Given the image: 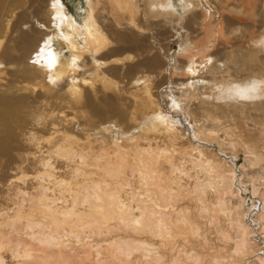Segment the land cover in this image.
I'll return each mask as SVG.
<instances>
[{
    "label": "bare ground",
    "instance_id": "6f19581e",
    "mask_svg": "<svg viewBox=\"0 0 264 264\" xmlns=\"http://www.w3.org/2000/svg\"><path fill=\"white\" fill-rule=\"evenodd\" d=\"M86 1L0 5V264H264V0Z\"/></svg>",
    "mask_w": 264,
    "mask_h": 264
},
{
    "label": "rangeland",
    "instance_id": "374dc122",
    "mask_svg": "<svg viewBox=\"0 0 264 264\" xmlns=\"http://www.w3.org/2000/svg\"><path fill=\"white\" fill-rule=\"evenodd\" d=\"M2 1L3 0H0V5L2 4ZM32 1L33 0H21V3L18 4V12L19 13H21V12L25 13L27 16V21H29L28 24L23 25V28L26 29L28 26L33 24L34 28H38V29H40V31H44V32H48V33L52 32L55 27L49 26V20H47L46 22L44 21V19L46 20L48 13L43 12V11H42V14L34 12V11H36V9L40 8V3L45 5L44 11H49L48 9H50L51 7L49 6L48 2H50V0H40V2H38L36 0L33 2ZM63 2H64V4H66L65 6L67 9V13L69 12L70 14L75 15L79 19V20H77V22L79 24H83V22H84L83 19H85V16H86L87 10H88L87 1L86 0H63ZM176 7H177V11L178 12L180 11L179 13H181L182 12L181 6L179 4H177ZM212 9H214V6L212 7ZM217 13H218V11H217ZM37 14H40V15H37ZM48 18H50V16H48ZM262 20L263 21H262L261 25H262L263 30H264V17L262 18ZM37 26H39V27H37ZM261 31H262V28H261ZM54 33H55V35L53 38V45H54V47L56 46L55 47L56 51L59 52V54L62 57H69L70 52H69L66 44L63 42L62 38L60 37L59 32L55 30ZM258 34H261V33H258ZM15 35H16V33L13 34V36H15ZM176 40L174 39L169 43L170 48H171V52H174V53L178 52L179 46L181 44V41L179 39L177 40L178 42ZM235 42H237V41L235 40ZM239 45L240 44H237V46H239ZM118 53H120V52H118ZM260 53H261V51L258 52V54H260ZM136 60H137V57H136L134 62H136ZM129 64H132V62ZM129 64H127V65H129ZM132 65L130 66L131 68L127 67L124 70H123V68H121L122 69L121 72H124V74L126 76H128L129 78L134 77V76L135 77L138 76L137 69H135L134 66H132ZM0 67L3 68L4 65H0ZM7 78H9V77L7 76ZM124 81H127V78H125ZM57 98H59V95L57 96ZM51 100L54 103L59 102L55 98H53ZM4 110L5 109L0 108V111H4ZM6 122H7V119H1L0 120V186H1L0 194H1L2 189H3L2 183H4L7 178L13 176L15 178L14 180H16V179L19 180V181L16 180V182H20L21 180L19 179V177H21V175H23L20 173V171H18L16 169V166H15L16 162H15L14 157L16 156L17 150H15L13 147L15 144V141H13V133L17 130H10V132H5V129L3 128L2 125L5 124ZM18 143L20 145L21 141H19ZM242 160H243V156L241 155L238 157L239 164L242 162ZM10 162H12V163H10ZM27 171L32 173V171L30 169H28ZM22 177H23L22 180H24L26 178L25 174ZM250 205L252 206L251 201H250Z\"/></svg>",
    "mask_w": 264,
    "mask_h": 264
},
{
    "label": "snow or ice",
    "instance_id": "6c2138e0",
    "mask_svg": "<svg viewBox=\"0 0 264 264\" xmlns=\"http://www.w3.org/2000/svg\"><path fill=\"white\" fill-rule=\"evenodd\" d=\"M254 87V86H253ZM249 90H252V89H249Z\"/></svg>",
    "mask_w": 264,
    "mask_h": 264
}]
</instances>
